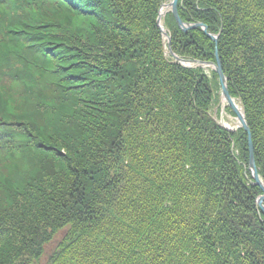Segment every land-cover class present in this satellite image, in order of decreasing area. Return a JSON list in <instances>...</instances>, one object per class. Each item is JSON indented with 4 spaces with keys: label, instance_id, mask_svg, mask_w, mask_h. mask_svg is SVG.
<instances>
[{
    "label": "trees",
    "instance_id": "trees-1",
    "mask_svg": "<svg viewBox=\"0 0 264 264\" xmlns=\"http://www.w3.org/2000/svg\"><path fill=\"white\" fill-rule=\"evenodd\" d=\"M165 1L0 0V264H264L246 133ZM177 10L264 183V0Z\"/></svg>",
    "mask_w": 264,
    "mask_h": 264
},
{
    "label": "water",
    "instance_id": "water-1",
    "mask_svg": "<svg viewBox=\"0 0 264 264\" xmlns=\"http://www.w3.org/2000/svg\"><path fill=\"white\" fill-rule=\"evenodd\" d=\"M177 5H178V0H170L167 4L163 2L159 8L158 16L156 19V25L159 31L161 32L163 39L166 41V47H167L168 54L174 59L176 63L180 64L183 67H186V68L207 67L213 70L217 74L218 82L220 85V101L222 104H225V106L228 107L230 111L235 115L236 129H242L246 133L247 146H248V171L250 172V175H251L252 185L255 187H258L261 191V194L256 199V205L258 206L260 211L264 214V183L261 180L258 174L257 168L255 166L250 130L247 125L242 108L239 109L238 105H236L235 99H233L229 95V92L227 89V80L222 72V67H221L219 57H218L217 50H215L214 52L215 63H204V62L195 61V60L190 61V60H184V59L178 58L175 54H173L171 50L170 37L162 25V16H164L166 13H170L172 17L174 18L178 28L182 32H187L195 28L201 29L215 44H217L219 35H211L210 33H208L206 26L202 23L189 24V23L182 22V20L180 19L178 15ZM163 7H165L166 11L164 12L163 15H161L160 10ZM220 126H222L227 131H230V132L233 131L232 129L225 127L223 124H220Z\"/></svg>",
    "mask_w": 264,
    "mask_h": 264
},
{
    "label": "rangeland",
    "instance_id": "rangeland-1",
    "mask_svg": "<svg viewBox=\"0 0 264 264\" xmlns=\"http://www.w3.org/2000/svg\"><path fill=\"white\" fill-rule=\"evenodd\" d=\"M170 0H166L164 3L167 4ZM162 16V22H163ZM163 24V23H162ZM170 37V36H169ZM171 41V40H170ZM171 43V42H170ZM203 69H208L207 67H203ZM211 115L212 118L220 125L223 124L225 127L232 130L236 129V120L235 115L230 111L228 107L225 106V104H222L220 101V97L216 102L213 104L211 108ZM228 125V126H226ZM222 127V126H221ZM223 128V127H222Z\"/></svg>",
    "mask_w": 264,
    "mask_h": 264
},
{
    "label": "bare ground",
    "instance_id": "bare-ground-1",
    "mask_svg": "<svg viewBox=\"0 0 264 264\" xmlns=\"http://www.w3.org/2000/svg\"><path fill=\"white\" fill-rule=\"evenodd\" d=\"M165 11H166V9H165V7H163V8L160 10L161 15H163ZM236 105H238V108H239V109L241 108L240 105H239L238 103H236ZM226 126H228V125H226ZM228 128H229V126H228Z\"/></svg>",
    "mask_w": 264,
    "mask_h": 264
}]
</instances>
